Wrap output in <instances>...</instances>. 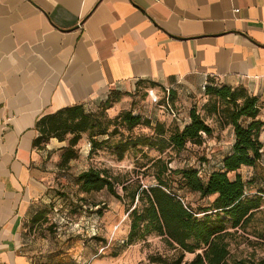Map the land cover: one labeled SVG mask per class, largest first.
<instances>
[{"label":"crops","instance_id":"0c3cea01","mask_svg":"<svg viewBox=\"0 0 264 264\" xmlns=\"http://www.w3.org/2000/svg\"><path fill=\"white\" fill-rule=\"evenodd\" d=\"M209 79L264 103V0H0V264H33L26 222L64 171L68 140L33 145L40 118L150 83L189 116Z\"/></svg>","mask_w":264,"mask_h":264},{"label":"trees","instance_id":"16d2710c","mask_svg":"<svg viewBox=\"0 0 264 264\" xmlns=\"http://www.w3.org/2000/svg\"><path fill=\"white\" fill-rule=\"evenodd\" d=\"M152 88L155 83H150ZM206 96L214 97L224 103L220 111L216 102L209 110L219 116L223 128L231 127L235 142L231 152L220 162L201 164L200 168L173 169L172 159L164 161L159 158L154 166L156 185L142 187L129 191L126 183L119 182V176H114L108 169L89 168L77 177L79 190L83 194L99 193L106 190L118 199L123 197L118 193L116 184H121L127 192L132 205L137 204L129 213L131 229L125 244H132L145 239L148 235L157 234L165 244L180 251L179 256L169 262L160 257L151 260L158 264H264V255L256 251L246 257L236 258L232 253V240L240 232H246L249 224L264 208V189L259 187L257 194L249 196V185L264 183V144L260 140L264 131V120L260 118L262 108L259 98L249 94L242 86L232 87L218 85L214 79L203 87ZM163 92L176 99L171 91ZM112 94V93H111ZM103 111L113 108L115 103L110 98L104 101ZM207 108V107H206ZM120 121L128 132L136 128L146 127L153 131L151 136L128 137L114 141L119 134L117 128L109 133V126ZM39 135L34 140V147L45 149L51 139L67 141L68 147L62 155L60 169H66L72 160L79 156L78 146L83 135L88 134L92 150L113 148L119 160H123L131 149L147 147L160 155L167 151L177 155L188 145L202 146L204 136L212 137L215 129L210 125L197 107L190 110L181 126L167 128L161 122H154L132 111L123 112L115 121H102L97 113L88 112L84 106L76 105L63 108L56 113L43 116L35 126ZM103 138V139H101ZM206 164V165H205ZM208 165V166H207ZM204 166H207L204 169ZM250 168L254 171L252 179L245 181L240 171ZM234 174V178L230 177ZM196 194L199 199L210 197L215 199L202 206L199 212L192 208L189 202L178 193ZM44 211H39L32 219L33 223L41 220ZM102 215V213L100 212ZM233 230L234 232H231ZM93 234V236H95ZM264 238V235H260ZM186 254H196L189 262Z\"/></svg>","mask_w":264,"mask_h":264},{"label":"rangeland","instance_id":"374dc122","mask_svg":"<svg viewBox=\"0 0 264 264\" xmlns=\"http://www.w3.org/2000/svg\"><path fill=\"white\" fill-rule=\"evenodd\" d=\"M109 98L115 101L113 108L103 111L102 105L105 102H101L88 112L97 113L102 121L108 122L115 121L123 112L132 111L134 115L161 122L167 128L176 125L182 127V121L188 114L187 108L181 105L179 99L173 100L163 90L149 85L142 86L131 94L113 93ZM216 102L221 111L224 103L205 94L192 105V108L197 107L215 132L212 137L204 136L205 146L188 145L178 155L171 151L160 155L155 150L140 147L131 149L123 160H119L114 149L110 147L91 152L92 145L88 134H85L90 144L89 150L83 147L82 154L73 160V165L60 172L59 182L51 188V200L41 208L44 211L41 220L33 223L32 216L27 219L25 240L33 264H98V260L99 264H158L151 259L160 256L169 262L175 260L180 251L167 246L163 238L155 233L143 240L125 244L131 229L129 213L137 200L132 205L121 184H116L118 193L123 197L120 200L106 190L92 194L81 193L77 177L91 167L108 169L114 176H119L120 183L128 185L130 193L139 186L144 188L156 185L154 173L157 168L154 163L159 158L164 161L172 159L170 167L173 169L200 168L204 161L207 164L210 162L212 168V163L229 151L234 141L232 128L222 129L219 116L214 113L209 115L204 110V106L209 110ZM259 105L262 108L260 118L264 120V103L259 100ZM116 128L119 134L112 138L114 141L151 136L153 133L146 127L128 132L120 121L109 126V133ZM81 143L83 142L79 145ZM240 173L245 181H249L254 175V171L249 168H243ZM230 177L233 179L234 174H230ZM259 187L264 189V183L249 185L248 195H256ZM178 194L199 212L200 218L204 214L199 209L215 199L210 197L201 200L196 194ZM95 231L96 235L93 236ZM261 234L264 235V208L251 221L246 232H240L233 238L231 249L234 257H246L254 251L263 256L264 238L260 237ZM195 256L196 254H186L185 261L189 262Z\"/></svg>","mask_w":264,"mask_h":264},{"label":"built area","instance_id":"2783aa9c","mask_svg":"<svg viewBox=\"0 0 264 264\" xmlns=\"http://www.w3.org/2000/svg\"><path fill=\"white\" fill-rule=\"evenodd\" d=\"M95 233H96V231L93 234H95Z\"/></svg>","mask_w":264,"mask_h":264}]
</instances>
